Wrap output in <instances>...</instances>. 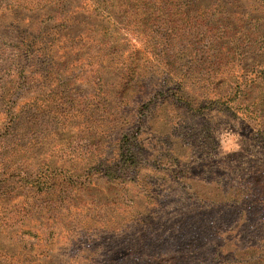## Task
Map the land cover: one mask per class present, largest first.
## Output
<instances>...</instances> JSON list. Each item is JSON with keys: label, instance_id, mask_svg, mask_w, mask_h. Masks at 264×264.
<instances>
[{"label": "rangeland", "instance_id": "374dc122", "mask_svg": "<svg viewBox=\"0 0 264 264\" xmlns=\"http://www.w3.org/2000/svg\"><path fill=\"white\" fill-rule=\"evenodd\" d=\"M185 1L0 0V264H264V0Z\"/></svg>", "mask_w": 264, "mask_h": 264}, {"label": "trees", "instance_id": "16d2710c", "mask_svg": "<svg viewBox=\"0 0 264 264\" xmlns=\"http://www.w3.org/2000/svg\"><path fill=\"white\" fill-rule=\"evenodd\" d=\"M126 1L128 2L129 0H126ZM135 1L136 2L137 1L142 2V5H141V8L139 9V12H140V14L146 16L147 20L149 18L148 15L152 14L153 12L157 13L159 15V17L162 19L161 26L159 27V28H162L160 31L161 32L167 31L163 28L167 24L165 17L168 15V12H167L168 10L166 9L165 5H161V7L159 8V12H158L156 7H154V8L151 7V5H153L155 0H135ZM180 1L183 2L184 0H180ZM206 2H209V3L206 4ZM217 2H218V0H186L185 3H183V6H184L183 7V14L186 13L188 15V17H187L189 19L188 27L190 28V31L193 32L196 29H202L203 34H204L203 38H204L205 35L207 34V32H209V30H210L209 25L212 23L214 18L220 16L219 17L220 20L218 19V21H220V23H222L223 20L227 21L230 13L227 10H225V8H222L221 6H216ZM126 5L121 3L117 7H119V8L120 7H125V8L129 7L128 10L119 11V12L123 16H127L128 21H129L128 23H130L137 16V13H135L136 11L133 10L132 6H129L128 4H126ZM178 13L181 14V10ZM210 31H212V30H210ZM225 34L227 35L228 31L223 32L222 35H220V37H219V40H221V39L224 40V42H222L223 45L224 44L227 45V41L232 39V37H230V36L224 37V36H226ZM190 43L193 45L194 43H196V41L190 40ZM227 50H228V48H227ZM227 62L228 61H226L225 64ZM120 142H121V140H120ZM120 156L122 157L121 160H124L125 164L134 165L136 162L134 157L132 156V145L126 139V136H125V139L122 140V143H121ZM249 189H251V188H249ZM253 199H252V197H250V199H247L248 202H246V204L249 203L248 204L249 208H250L249 210H251V208H254L253 204L256 203L255 198H253ZM233 201H235L236 203H239L240 199L239 200L234 199Z\"/></svg>", "mask_w": 264, "mask_h": 264}]
</instances>
